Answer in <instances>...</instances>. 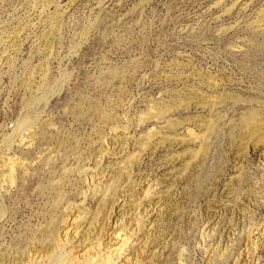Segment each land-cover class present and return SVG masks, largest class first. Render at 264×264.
Listing matches in <instances>:
<instances>
[{"label":"rangeland","instance_id":"obj_1","mask_svg":"<svg viewBox=\"0 0 264 264\" xmlns=\"http://www.w3.org/2000/svg\"><path fill=\"white\" fill-rule=\"evenodd\" d=\"M0 264H264V0H0Z\"/></svg>","mask_w":264,"mask_h":264},{"label":"bare ground","instance_id":"obj_2","mask_svg":"<svg viewBox=\"0 0 264 264\" xmlns=\"http://www.w3.org/2000/svg\"><path fill=\"white\" fill-rule=\"evenodd\" d=\"M261 132H262V131H261ZM257 133H258V132H257ZM259 133H260V132H259ZM260 134H261V133H260ZM192 155H193V154H192ZM190 156H191V154H190ZM193 157H194V156H193ZM193 157H192V158H193Z\"/></svg>","mask_w":264,"mask_h":264}]
</instances>
